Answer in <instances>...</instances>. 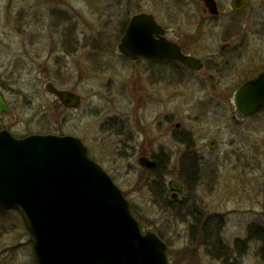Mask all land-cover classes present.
Wrapping results in <instances>:
<instances>
[{"label":"rangeland","instance_id":"obj_1","mask_svg":"<svg viewBox=\"0 0 264 264\" xmlns=\"http://www.w3.org/2000/svg\"><path fill=\"white\" fill-rule=\"evenodd\" d=\"M220 1L224 14L215 22L214 35L205 37V49L217 52L235 42L239 46L264 48V0H248L245 10L235 16L229 15L230 0ZM171 4V0H0V87L12 105L11 114L0 121L3 119L17 136L49 132L80 138L89 155L120 187L141 229L160 235L171 263L230 264L227 262L230 260L234 264H260L255 248L250 261L242 258L243 254H235L234 239L246 236L247 221L261 208V195L257 191L264 178L262 151L237 147L241 142L222 146L224 154L231 150L234 154L224 157L229 162L220 164L218 150L197 151L203 162L197 159L188 163L184 156L189 153L174 155V151L156 149V144L165 146L168 142L163 138L158 141L159 131H166L167 125L163 123L157 129L152 119L153 109L147 102L149 96L141 99L138 93L139 86L145 87L151 80L150 68L145 65L146 68H141L117 49L122 26L134 12L152 11L163 16L172 30H184L185 24L175 19ZM184 9L198 16L206 14L198 4H188ZM35 10L42 17L34 14ZM24 21L30 22L33 32H43L44 36H57L55 31L63 35L74 33L79 45L77 58L73 55L63 58L59 45L39 50V55L17 54L21 47L19 40H25L22 34L27 31ZM232 22L236 31L245 34L242 40L223 39L224 27ZM91 35L95 45L83 47L82 43L88 41L83 38ZM106 36L110 40L107 50L111 49L107 53L106 39L97 43ZM30 57L34 64L27 67ZM47 79L78 93L79 106L60 104L44 90ZM197 88L192 85L189 88L195 101L197 93L205 98L207 92L202 94ZM216 95L214 100L218 102L203 103L214 108H209L204 120L195 123L198 133H214L224 122L236 132L250 128L248 121L234 125L231 113L234 102L223 101ZM184 120L185 127H194L192 117L187 115ZM156 152L160 154L157 169L138 165L139 156ZM171 178L186 183L188 198L183 205L170 203L168 193L163 192ZM204 213L208 220L202 235L197 231V223ZM18 214L0 209V264H36L31 243H27L28 231ZM219 237L223 245L221 252H216L210 245ZM203 240L210 244L203 245Z\"/></svg>","mask_w":264,"mask_h":264},{"label":"water","instance_id":"obj_2","mask_svg":"<svg viewBox=\"0 0 264 264\" xmlns=\"http://www.w3.org/2000/svg\"><path fill=\"white\" fill-rule=\"evenodd\" d=\"M203 1L211 13H217L215 0ZM231 3L235 9L246 5L245 0ZM160 32L152 15L134 14L119 50L131 59L172 56L198 67L174 43L157 39ZM44 88L65 106L80 104L75 92L58 89L50 81ZM237 103L243 114L264 104V74L241 87ZM3 111L9 112V107L0 93ZM137 163L145 168L155 165L144 155ZM168 185L174 191L181 188L174 180ZM0 207L19 212L37 264H170L165 243L156 233L141 230L120 187L76 136L36 133L15 137L0 130Z\"/></svg>","mask_w":264,"mask_h":264},{"label":"flooded vegetation","instance_id":"obj_3","mask_svg":"<svg viewBox=\"0 0 264 264\" xmlns=\"http://www.w3.org/2000/svg\"><path fill=\"white\" fill-rule=\"evenodd\" d=\"M231 1L232 0L229 1L231 9L229 11L231 14L229 15L232 16H235L233 14H240L248 5V0H245L246 5L244 7L235 9L232 7ZM171 2L173 3L171 4L173 5L172 7L175 8V11H173V16L175 19H178L179 22L185 24L184 30H172L166 24L167 20L164 19L163 16L161 17L152 11L142 10L129 15V18L122 26L121 34L119 35L117 42V49L121 55L132 62H138L141 68H146L145 66L150 68L151 80L145 87L140 85L138 93L141 95V99H143L144 96H149L147 102H149L150 107L153 109L151 112L152 119L153 123H156L155 126H157V129L161 128L160 125H163V123L164 125H167L165 128L166 131H159L158 136L160 138H158V141L163 138L168 142L165 146H158L156 144V149L174 151V155L176 153H181L183 155L189 153L184 156V159L186 158L188 163H191L193 160L197 159L198 161L203 162L202 155L197 154V151L204 152L205 150H218L220 152L218 153L219 158L217 160H219L220 164H222V162H229V159L224 157H230L232 154H234L233 150L224 154L225 151H222V146L230 147L237 142H241V144H238L237 147L244 148L247 151L251 150L252 152L262 151V156L264 157V104L249 114H243L239 110L237 103L238 93L241 87L247 82L255 81L258 76L264 74V48H255L246 45L239 46V42H235L219 49L217 52H212V49L207 50L205 49V37L214 35V31L217 28L215 22H218L220 15L224 14L221 1L215 0L217 13H211L203 0H171ZM188 4L200 5L201 9L206 14L203 16H198L192 12L186 11L184 8L188 7ZM179 9L181 10L179 11ZM137 13H146L152 15L154 21L162 28V32L156 35L157 39L162 38L166 42L174 43V45L177 47V51L184 56L192 57L198 67L187 64L182 60L172 56H138L135 59H131L130 57L124 55L119 50L118 45L130 18ZM34 14L42 17L39 10H35ZM182 18L185 19V22L182 20ZM24 24V28L27 29V31L23 32L22 34L25 35V40H19L21 47L18 49V51H16L17 54H21L23 56L39 55V50H44L47 47L53 48L52 45H59L61 49L60 52L64 55L63 58H67V55H73L75 59L77 58L79 45L78 38L74 35V33H70V35H63L62 33L55 31L54 34L57 36H44L43 32H33L29 21H24ZM224 28H226V30L222 32L225 34V37L223 38L224 40H242L243 35L245 36L242 31H236V25L233 22L232 25L225 26ZM83 39H88L87 42L82 43L83 47L95 45V38L92 35L85 36ZM104 39H106L107 53L111 50H107V45L110 41L109 38L107 36L102 37L98 39L97 43L102 42ZM204 49L206 51L202 53L201 51ZM30 60L31 57L26 63L27 67H30L31 64H34V61L31 62ZM12 66L15 65L12 64ZM231 75H234L237 78L228 79L227 77ZM241 75L242 77H240ZM48 81L52 82L53 85L58 89L75 92L68 88L59 87L53 80L50 79L45 80L44 84ZM191 85L195 88L198 87L197 89L201 91L202 94L203 92L207 91L205 98L204 96L202 97L201 94L197 93L198 99L195 101L189 93V88ZM218 87L219 95H216V89ZM212 90H214L215 94H212ZM0 93L9 107V112L3 111L0 113V118H5L6 115L11 114L12 105L10 99L6 96L1 87ZM215 95L223 101H228L229 103L234 102L232 104L233 108L231 111L232 119L234 120H232V123H234V125L240 124L242 121H248L251 124L250 128H243L240 132H236L235 130L228 128L229 123L224 122L216 127L214 133H198L199 129H197L195 123L198 122L197 120L200 121L201 118L204 120V118L207 117L209 108H214L203 105V103L218 102V100H214ZM55 98L57 97L55 96ZM57 100L59 101L58 98ZM196 102L199 104H196ZM60 104L62 103L60 102ZM191 112L193 115H190ZM179 114L181 115L179 116ZM187 115L188 117H192V123L194 127L184 126V119ZM159 117H163V120H157ZM2 120L0 121V130H7L16 137L41 133L31 132L17 136L13 131L10 130V126L8 127V125ZM225 129H227L228 132H224ZM224 133L228 134V136L224 137ZM147 157L155 162L154 168L157 169L160 164V154L156 152ZM230 165L233 166L232 164ZM170 180L178 182L181 185V188L174 191L167 183V188L164 190V192L168 193L169 199L167 200L172 204L183 205L188 198L186 192V183L178 178H171ZM246 180L250 182V180ZM173 193L177 194L176 198L172 197ZM257 193L258 196L261 195L260 211H258L256 214H253L252 216L255 217L250 218V220L247 221L246 236L234 239V252L235 254L239 255L243 254L242 258L246 257L250 261V258L253 255L252 250L255 248V254L261 258L260 264H264V178L263 181H261V185L258 188ZM182 198H184L183 202L180 201ZM0 209L3 210L1 207ZM13 211L18 214L16 210ZM18 215L20 216V214ZM214 215L219 216L218 213H214ZM207 220L208 216L206 213H204L197 223V231H199V234H205ZM215 222L217 224H214V226L217 228L218 222L216 220ZM27 234V243L30 245L31 237H29L30 234L28 232ZM220 239L221 238L219 237L218 239L215 238L211 241L212 245H210V247L215 249L216 252H221L222 250L223 244L221 243ZM203 243V245H206V243L208 245L210 244L208 241L204 240ZM219 259L221 260L222 258ZM230 259H233L232 255L230 256ZM227 262L234 264L233 261L230 260H227Z\"/></svg>","mask_w":264,"mask_h":264},{"label":"trees","instance_id":"obj_4","mask_svg":"<svg viewBox=\"0 0 264 264\" xmlns=\"http://www.w3.org/2000/svg\"><path fill=\"white\" fill-rule=\"evenodd\" d=\"M164 192V191H163ZM163 195V194H162ZM160 236V235H159Z\"/></svg>","mask_w":264,"mask_h":264}]
</instances>
